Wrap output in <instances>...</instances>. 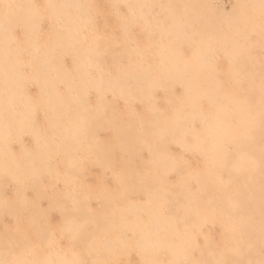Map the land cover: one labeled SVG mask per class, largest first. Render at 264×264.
Wrapping results in <instances>:
<instances>
[{
  "label": "bare ground",
  "instance_id": "1",
  "mask_svg": "<svg viewBox=\"0 0 264 264\" xmlns=\"http://www.w3.org/2000/svg\"><path fill=\"white\" fill-rule=\"evenodd\" d=\"M0 218V264H264V0H0Z\"/></svg>",
  "mask_w": 264,
  "mask_h": 264
},
{
  "label": "rangeland",
  "instance_id": "2",
  "mask_svg": "<svg viewBox=\"0 0 264 264\" xmlns=\"http://www.w3.org/2000/svg\"><path fill=\"white\" fill-rule=\"evenodd\" d=\"M215 1V3L218 5V6H221L223 3H224V5L225 6H227L228 5V0H214ZM104 3L102 4V8L104 9V8H106V5H105V7H104ZM109 6V5H108ZM108 8V7H107ZM101 9V8H100ZM120 20V19H119ZM107 22V20L106 19H104V24ZM118 22V21H117ZM117 22H115V23H117ZM47 27L46 26H44V30H43V32H44V34L43 35H41L40 36V38H39V40H44L45 38H46V29ZM101 32V31H100ZM260 49H257V48H255L254 49V52L258 55V56H260V55H262V51L260 50ZM131 104H129L127 101H124L120 106H117V107H115V110H117V112H119V113H125V112H127L128 113V111H130L131 110ZM133 108H134V106H133ZM144 108V107H143ZM140 109L141 108H139V107H136V111L137 112H140ZM178 150V149H177ZM197 160H198V163L199 164H203V159L200 161V159L199 158H197ZM141 164V162L139 163V161L137 162V165H140ZM9 185H11V186H9ZM9 187V188H8ZM2 195L4 196V197H7V199H10L11 201H13V199H14V197H15V194H14V191H13V189H12V183L10 182L7 186H6V188L3 190V192H2ZM28 197H30V193L29 192H27V194H26V196H25V198H28ZM14 209V208H13ZM15 209H17V208H15ZM10 223V221L7 219V218H3V219H1L0 218V227L3 225V223ZM220 229V227H218V230ZM207 231L208 232H212V229L210 228V229H207ZM141 261H142V257H141V255L140 254H138V256L136 255V257L135 258H131V255H128V257L126 258V259H121L120 261H119V263L118 264H140L141 263Z\"/></svg>",
  "mask_w": 264,
  "mask_h": 264
}]
</instances>
